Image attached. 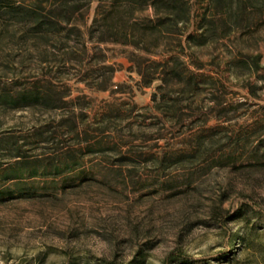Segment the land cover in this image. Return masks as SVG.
Returning <instances> with one entry per match:
<instances>
[{"label": "rangeland", "instance_id": "1", "mask_svg": "<svg viewBox=\"0 0 264 264\" xmlns=\"http://www.w3.org/2000/svg\"><path fill=\"white\" fill-rule=\"evenodd\" d=\"M64 1L0 0V264H264V0H186L150 86Z\"/></svg>", "mask_w": 264, "mask_h": 264}, {"label": "trees", "instance_id": "2", "mask_svg": "<svg viewBox=\"0 0 264 264\" xmlns=\"http://www.w3.org/2000/svg\"><path fill=\"white\" fill-rule=\"evenodd\" d=\"M70 0H65L67 3ZM63 0H56L59 4ZM103 0L97 7L90 28V38L98 43L112 42L150 56H163L164 61L140 59L136 51H129L127 56L133 61L135 70L144 75V70H151L145 86H150L158 77V70H164L175 76L180 72L177 67H169L171 62L179 60L178 53L183 52L192 44H201L199 35L189 33L183 39L175 40L176 35H182L183 25L189 19L190 9L186 0ZM151 9L153 17L145 15ZM144 15V16H143ZM207 18L206 16L204 17ZM203 35V34H201ZM149 64V65H147ZM147 65L146 67H144ZM156 98V94H154ZM246 216V211L239 209L227 216V220L236 221ZM240 239V238H239ZM242 239V238H241ZM254 248H259L254 246ZM236 258L234 250L222 255V263H232ZM176 260L187 262L188 257L182 252L171 253L167 264Z\"/></svg>", "mask_w": 264, "mask_h": 264}]
</instances>
